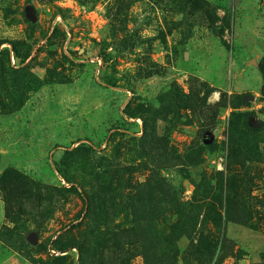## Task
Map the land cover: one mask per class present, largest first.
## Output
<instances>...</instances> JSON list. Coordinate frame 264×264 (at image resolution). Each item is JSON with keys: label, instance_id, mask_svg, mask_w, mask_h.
Returning a JSON list of instances; mask_svg holds the SVG:
<instances>
[{"label": "rangeland", "instance_id": "1", "mask_svg": "<svg viewBox=\"0 0 264 264\" xmlns=\"http://www.w3.org/2000/svg\"><path fill=\"white\" fill-rule=\"evenodd\" d=\"M0 154V264H264V0H0Z\"/></svg>", "mask_w": 264, "mask_h": 264}, {"label": "trees", "instance_id": "2", "mask_svg": "<svg viewBox=\"0 0 264 264\" xmlns=\"http://www.w3.org/2000/svg\"><path fill=\"white\" fill-rule=\"evenodd\" d=\"M206 203V200L205 199H201L195 206L197 208L201 207V206H204Z\"/></svg>", "mask_w": 264, "mask_h": 264}, {"label": "water", "instance_id": "3", "mask_svg": "<svg viewBox=\"0 0 264 264\" xmlns=\"http://www.w3.org/2000/svg\"><path fill=\"white\" fill-rule=\"evenodd\" d=\"M1 165H2V156L0 154V168H1Z\"/></svg>", "mask_w": 264, "mask_h": 264}]
</instances>
